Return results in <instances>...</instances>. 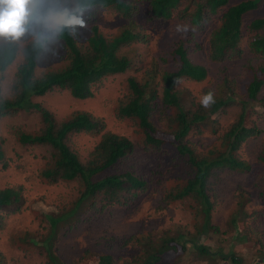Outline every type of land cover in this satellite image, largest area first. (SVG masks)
<instances>
[{"label": "trees", "instance_id": "1", "mask_svg": "<svg viewBox=\"0 0 264 264\" xmlns=\"http://www.w3.org/2000/svg\"><path fill=\"white\" fill-rule=\"evenodd\" d=\"M259 1L93 0L103 7L61 38L57 61L42 70L40 60L0 42V122L32 111L42 119L38 130L9 126L13 146L0 136V171L9 177L0 182V264H20L17 253L39 264H247L244 248L264 264V239L252 226L264 217V145L242 151L264 139V16L247 20ZM43 9L38 4L37 13ZM99 9L109 13L96 17ZM148 27L162 33L158 53L148 47ZM118 76L114 113L133 140L107 128L103 116L77 111L59 121L34 101L57 93L87 101ZM209 91L215 103L204 108ZM34 149L40 167L35 177H20V152ZM136 156L156 163L147 170ZM34 179L69 190L47 193ZM226 196L230 208L218 225L213 212ZM151 197L159 201L151 220L146 215L133 229ZM89 221L96 233L57 249L63 232Z\"/></svg>", "mask_w": 264, "mask_h": 264}, {"label": "rangeland", "instance_id": "2", "mask_svg": "<svg viewBox=\"0 0 264 264\" xmlns=\"http://www.w3.org/2000/svg\"><path fill=\"white\" fill-rule=\"evenodd\" d=\"M242 0H230L232 4L238 3ZM109 13L108 11H102L101 9L96 11V17L103 16L104 14ZM146 12L144 13V9H142V13L139 14L136 18L139 23H143L145 20ZM257 16H264V0H260L258 4V9L254 12L251 13L248 17L247 20H251L252 18H255ZM37 30H39V25H36ZM148 36H149V41H148V47L153 53H158L161 51V37L162 33L158 30L157 27H148L147 28ZM207 54V53H206ZM58 54L53 56L51 53L45 54V56L39 61V70L45 69L46 66L50 64H55L57 61ZM137 62V58L134 59ZM14 66H16L14 64ZM13 66V67H14ZM15 70V67L8 72V74L5 75V81L2 83V85L7 84V80L9 79L12 71ZM123 77L118 76L115 77L114 79H109L106 81L104 84L98 87V90L96 92L95 97L92 99H88L87 101H79L75 100L74 98H71L70 96L66 94H56L55 96H50V97H42V98H37L34 99L36 103H39V105L42 108H47L50 111H52L53 115L56 117L57 120H67L69 116L72 113H75L77 111H87L92 113L95 116H103L106 121V127L112 130L113 132L125 135L129 137L130 140H133L131 132L126 128L125 124L116 117L114 113V104L117 101L118 97V86L122 82ZM251 105L249 106V108ZM257 111L256 117H260L262 113V109L256 107ZM101 112V113H99ZM264 117V116H262ZM42 123L41 115L39 112H29V113H23V114H18L15 117H10L2 120L0 122V136L4 139H6V144L8 146H13L14 142L10 139L8 136V127L13 126L14 124H25L28 128H33V129H39L40 125ZM94 141L91 139V141ZM84 146H90L91 144L88 143L87 140H82L81 141ZM249 145L245 146L242 148V151L245 152H252L255 153L260 146L264 145V139L261 137L255 138V140L251 141L248 143ZM20 154L22 155V158L19 160L21 164L23 165V174H20V177H35L36 171L39 169L40 164L42 162L41 159V152L37 149H34L33 151L24 152L21 151ZM133 162H138L139 165L141 164L142 168H146L147 170L153 168V164L156 163V161L153 158L149 157H144V156H136L133 160ZM165 166L163 167L162 170H164ZM5 172L0 171V182L3 181H8L9 177L8 175H4ZM247 177V176H246ZM246 184L244 186L245 189L250 190V188L247 187V183H250L252 181V178H246ZM35 182L33 184L39 188H42L43 191H46L47 193H53L55 195L58 194H65V192H68L69 189L67 187H48L45 185L37 184V180L34 179ZM229 187L231 190H234L236 185L230 181ZM36 195L40 196L41 193L39 191H33ZM158 197H151L149 200L146 202H143L141 206L142 211L137 215L136 219L134 220V223L132 224L133 229L137 227V220L138 219H143L147 215V219L151 220L148 218V214H152L154 209L157 208L159 205V201L157 199ZM228 197H223V200H219L216 204L215 210L213 212V220L214 223L221 225L226 221V215L227 212L230 208V204ZM23 215H18L17 219L22 221L25 225H30V226H35L36 225V219H22ZM107 219H111L109 216H107ZM258 219H262L260 222H258ZM17 220V222H19ZM257 222L259 224H257ZM136 223V224H135ZM253 230L260 235L262 239H264V217L260 218L258 215L255 216L254 221H253ZM251 226V227H252ZM252 230V232H253ZM88 231H91L93 233L97 232V226L95 223H91L89 221L86 225H84L80 230L74 231V232H63L58 240H57V249L61 252L63 250V245L69 242H74V241H81L87 238V233ZM206 242L209 245H213L216 242V238L212 236L211 238H207ZM244 256L247 258V264H255L253 261V257L251 255L252 251L249 248H244ZM15 257H18L20 259V264H39L37 260L33 257H28V256H23L20 253H17ZM206 264V263H202Z\"/></svg>", "mask_w": 264, "mask_h": 264}, {"label": "clouds", "instance_id": "3", "mask_svg": "<svg viewBox=\"0 0 264 264\" xmlns=\"http://www.w3.org/2000/svg\"><path fill=\"white\" fill-rule=\"evenodd\" d=\"M38 4L44 9L37 13ZM98 6L93 0H0V42L12 45L24 58L41 60L45 54L53 56L61 38L86 27V14ZM36 25H39L37 30ZM186 25H177V32L187 33ZM204 108L215 103L209 91L200 98Z\"/></svg>", "mask_w": 264, "mask_h": 264}]
</instances>
